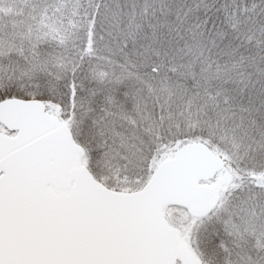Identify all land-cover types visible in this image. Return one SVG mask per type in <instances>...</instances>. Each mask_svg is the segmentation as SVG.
<instances>
[{
    "label": "snow or ice",
    "instance_id": "snow-or-ice-1",
    "mask_svg": "<svg viewBox=\"0 0 264 264\" xmlns=\"http://www.w3.org/2000/svg\"><path fill=\"white\" fill-rule=\"evenodd\" d=\"M0 264H264V0H0Z\"/></svg>",
    "mask_w": 264,
    "mask_h": 264
}]
</instances>
